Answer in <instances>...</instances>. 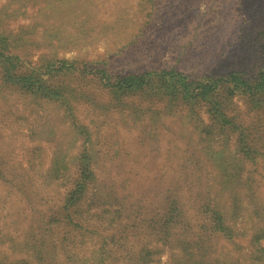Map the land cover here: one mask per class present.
I'll list each match as a JSON object with an SVG mask.
<instances>
[{
  "label": "rangeland",
  "instance_id": "1",
  "mask_svg": "<svg viewBox=\"0 0 264 264\" xmlns=\"http://www.w3.org/2000/svg\"><path fill=\"white\" fill-rule=\"evenodd\" d=\"M0 166V264H264V0H0Z\"/></svg>",
  "mask_w": 264,
  "mask_h": 264
},
{
  "label": "trees",
  "instance_id": "2",
  "mask_svg": "<svg viewBox=\"0 0 264 264\" xmlns=\"http://www.w3.org/2000/svg\"><path fill=\"white\" fill-rule=\"evenodd\" d=\"M164 76H167V73H163ZM168 75L170 76L168 80L166 81H169L170 83L167 84V85H163L161 86L160 88V91L162 92L163 95H166L167 97H174L175 99L176 98H179V97H182V98H186V94H194V89L192 91H189L188 90V85L190 84H184L181 80L177 79L176 75H178L177 73H174V72H169ZM136 75H127L125 77H123L120 81L122 82H125L126 85L125 86H122V87H128L129 89H133L134 90H137V89H140V90H145L146 87H144V83L143 80H140L139 78L135 77ZM167 79L166 77H163V80ZM37 85V86H36ZM43 84H39V83H36V84H30V87H28L32 93H35L37 94V91H39V93L41 94H44L45 93V89L43 88ZM181 88H180V87ZM130 91V90H128ZM218 111V110H216ZM4 168H1L0 166V177H3L4 176ZM3 170V171H2ZM81 171L83 174H90V170H89V167H84V168H81ZM83 186V184H81V187ZM73 193V191L71 193H69V198H66V206L68 207V205H70V203L72 202V199L70 197V195Z\"/></svg>",
  "mask_w": 264,
  "mask_h": 264
}]
</instances>
